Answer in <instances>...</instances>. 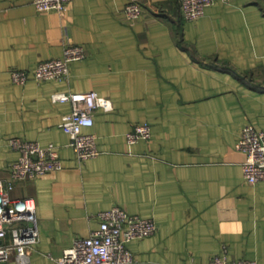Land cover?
<instances>
[{
	"label": "crops",
	"instance_id": "1",
	"mask_svg": "<svg viewBox=\"0 0 264 264\" xmlns=\"http://www.w3.org/2000/svg\"><path fill=\"white\" fill-rule=\"evenodd\" d=\"M133 1L144 12L126 21ZM68 44L87 49L68 81H12V68L60 59ZM87 91L114 110H97L84 129L100 154L79 164L60 127L71 104L52 97ZM146 122L151 138L129 144V131ZM247 124L264 130V0L218 1L194 22L178 0H74L59 13L0 0V178L19 156L12 136L53 143L63 161L11 193L34 197L40 221L39 246L24 264H59L114 204L159 227L128 243L132 264H210L224 249L231 260L264 264V182H245L246 156L236 149Z\"/></svg>",
	"mask_w": 264,
	"mask_h": 264
},
{
	"label": "built area",
	"instance_id": "2",
	"mask_svg": "<svg viewBox=\"0 0 264 264\" xmlns=\"http://www.w3.org/2000/svg\"><path fill=\"white\" fill-rule=\"evenodd\" d=\"M74 0H32L39 13L64 12ZM224 4L232 0H178L181 14L186 22H194L205 14L215 2ZM123 10L126 21H137L144 12V6L133 1ZM87 49L80 44H68L60 59L45 60L34 69L10 70L12 81L25 86L30 79L41 84L47 81H68L70 65L83 60ZM54 102H69L71 113L64 115L60 127L69 135L70 146L75 152L79 164L96 158L100 154L96 135L87 133L85 128L94 127L95 113L99 109L105 112L114 110L111 99L98 91L61 92L52 97ZM152 126L148 122L137 123L129 131L126 140L129 144L147 141L151 138ZM236 144L246 159L242 164L246 183L264 182V130L247 124ZM11 149L18 158L7 167L9 178H0V264H10L12 258L18 263L27 262L31 253L39 246L41 237L40 221L34 197L14 198L11 193L18 182L29 181L48 173L63 169L59 148L55 144L46 147L36 141L12 136L8 139ZM98 229L88 237L76 238L70 248L65 249L57 260L59 264H132L134 253L128 248L133 239H144L154 235L159 227L152 218L145 219L130 214L118 204L96 216ZM210 264H258L256 260L234 259L227 257L226 249L214 256Z\"/></svg>",
	"mask_w": 264,
	"mask_h": 264
},
{
	"label": "trees",
	"instance_id": "3",
	"mask_svg": "<svg viewBox=\"0 0 264 264\" xmlns=\"http://www.w3.org/2000/svg\"><path fill=\"white\" fill-rule=\"evenodd\" d=\"M230 69V68H229ZM226 70H228L227 68H226Z\"/></svg>",
	"mask_w": 264,
	"mask_h": 264
}]
</instances>
